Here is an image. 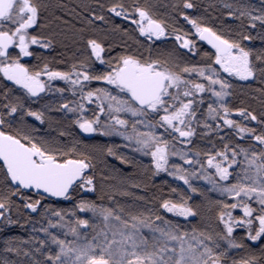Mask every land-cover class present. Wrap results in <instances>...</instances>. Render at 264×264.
<instances>
[{
  "label": "snow or ice",
  "instance_id": "snow-or-ice-1",
  "mask_svg": "<svg viewBox=\"0 0 264 264\" xmlns=\"http://www.w3.org/2000/svg\"><path fill=\"white\" fill-rule=\"evenodd\" d=\"M53 7L66 6H53L43 0H0V75L22 93L13 95V87L0 91V226L24 228L34 224L30 217L21 223L22 208L47 218V226L41 223L39 228L44 239L36 235L27 241L10 237L4 241L5 251L27 258L20 264H264V243L258 251L244 243V239L264 241V112L258 119L254 111L232 107L227 99L233 94V79L258 82L261 87L255 91L264 96V47L246 44L255 39L264 43V31L254 37L243 23L247 19V27L252 29L257 21L264 25V7L257 9L239 0L224 3L226 15L241 21L237 30L229 27L225 31L210 26L203 17L188 15L185 10L196 7L192 0L164 5L191 25L195 36L191 39L190 33L159 18L150 2L141 5L138 0H109L105 5L97 0L95 8L81 3L79 7L87 15L82 17L81 27L72 26L70 35L86 54L67 71L32 49H52L57 35H64L44 34L52 21H40L43 13ZM254 11L259 14L253 15ZM73 14L81 15L74 8L68 11L69 16ZM51 15L52 20L70 24L54 12ZM114 18L130 21L133 32L149 42L147 55L123 45L121 52L108 55L113 50V45L107 44L109 34L129 36V29L111 23ZM101 24L111 27L105 29ZM169 36H174L179 49L201 55V60L188 62L177 51H161L158 47L153 52L152 45ZM197 41L206 42L211 51L198 53ZM22 57H35L40 63L30 67L21 62ZM54 81H63L67 89L56 87ZM93 82L96 87L91 86ZM66 90L73 96L71 101L63 96ZM49 93L59 94V99L42 105L43 111L25 107L24 98L42 99ZM202 94L214 98L203 112ZM51 110L65 117L70 114V123L83 134L120 137L123 147L150 158V164L143 165L146 176L167 173L182 181L187 191L169 188L168 193L153 197L158 205L155 211H126L119 204L109 207L88 199L77 200L71 210L49 205L41 208V199L30 200L24 193L70 199L77 188L92 193L97 190L95 155L78 152L79 141L66 144L59 139L71 133L61 130L58 136L36 135L35 126L25 120V116L41 124L47 120L51 127L57 122L45 115ZM233 114L242 117L243 122L232 119ZM247 121L256 122L259 128L249 127ZM224 127L250 143L233 144L219 136V144L210 141L206 148L192 145L198 128L206 130L199 133L206 137ZM90 147L122 164H134L117 151L121 146ZM172 158L182 163H174ZM100 179L103 187L107 177L101 175ZM194 180L205 181L210 187L205 190L194 185ZM207 192L217 194L216 198L208 197ZM192 194H199L203 203H195ZM112 199L109 195L108 200ZM17 200L23 202L22 206ZM161 210L174 219L158 214ZM237 210L240 215L235 214ZM88 213L91 216L85 218ZM198 217L207 224H191ZM180 218L184 223L179 222ZM50 228L64 230L65 238ZM237 228L245 230L242 238L234 235ZM32 231L37 229L33 227ZM69 234L73 239H67ZM33 241H38L40 247H22ZM234 250L244 255L230 259ZM35 253L41 258L37 259ZM0 264L16 262L3 260Z\"/></svg>",
  "mask_w": 264,
  "mask_h": 264
},
{
  "label": "trees",
  "instance_id": "trees-1",
  "mask_svg": "<svg viewBox=\"0 0 264 264\" xmlns=\"http://www.w3.org/2000/svg\"><path fill=\"white\" fill-rule=\"evenodd\" d=\"M44 3L50 4V5H58L62 4L65 5V8H55L49 10V12L43 13L42 19L40 23L45 24L48 23V21H52L51 24H49L48 28L44 29V34L48 35L49 32H56L60 33L63 32L64 35H57L56 37V44L52 49L47 50H41L38 46H32V49L38 53H40L42 58H47V60L55 67L60 68L61 70H69L70 66L75 63L78 59L82 57V55H85L83 51L82 45H78L73 42L71 38V30L72 26L75 27H81V20L84 15H87V13H84L82 9L79 7L81 3H86L90 5L91 7L95 8L97 5V0H43ZM100 3H104L107 5L109 0H99ZM128 2V0H126ZM138 2L143 5L146 2H150L153 4L154 11L158 14L159 18L165 19L170 25L173 27L182 30L183 32L190 33L191 39H195L194 36V30L191 28V25H189L182 17L179 16L178 12L172 11L170 7L166 8L164 5L171 4L174 2V0H138ZM192 2L196 5L194 9H188L185 10L188 15L193 17H203L204 20L212 27L216 29H223L227 31L229 27H231L234 31L237 30L236 26L241 23V21L236 20L234 17H228L226 15L227 9L223 7L224 3H235L236 0H192ZM240 3L248 4L254 6V8H261L264 7V4H262V0H239ZM75 9L77 13H80V17H76L75 14L72 16L68 15V11L71 9ZM54 12L56 16L62 17L63 20L70 21V24L68 26H65L64 24L52 20L51 13ZM259 14L258 12L254 11L253 15ZM175 19H172V18ZM56 24V27L54 25ZM112 24H120L121 28H127L129 29V36H124L122 33H111L107 36V44L113 45V50L108 53L110 56H114L117 53L121 52L122 45L125 47H129L131 49H136L138 51H143L145 55H147V49L149 47V42L144 40V38L139 37L138 34L133 32L134 26L131 25L130 21H122L120 18H114L111 21ZM246 31L251 34L252 36H256L257 33L264 31V25H262L260 22H256V28H248L247 19H244L243 21ZM97 24H100V22H97ZM54 25V26H53ZM100 27L108 29L111 27V24L109 25H103L101 24ZM136 40H140L141 44H137ZM248 47L252 48H261L264 47V43H262L259 39H255L250 42H246ZM157 47L161 51H168V50H175L177 51V54L181 56V58L188 62H198L201 60V55L188 53L187 50H181L178 47V43L175 41L174 36H169L167 38H162L161 41L156 42L152 45L153 52L157 51ZM197 50L198 53H203L206 51H211V47L208 46L205 42L197 41ZM21 62L28 65L33 66L40 63L35 57H27V58H21ZM95 67L97 69L100 68L99 64H96ZM234 85L233 87V94L228 99V102L230 106L232 107H244L247 108L249 111H254L257 115L258 119L260 118L261 112H264V96H261V94L255 89H258L261 87V85L253 81L251 84L240 82L235 79L231 81ZM59 85V88H63L62 84H56ZM92 87H96V82H93ZM4 87H13V95H22L21 91L18 90L16 86H12L11 82L4 81L2 78V75H0V91L3 90ZM63 96L65 99L71 101L70 94H68L67 90L63 93ZM53 98L59 99V94H45L42 99L32 98L31 100L24 98V104L25 107H31L33 110H41L42 105L49 102V100H52ZM204 98V104L201 106V112H203L206 107L207 103L214 100V98L210 97V94H205L203 96ZM60 102H63L62 100ZM46 116H52L55 118V121L51 127L49 126V122L45 120L43 124H41L39 121H36L33 117L25 116V120L28 124L34 125L37 129L36 135H51V136H58L59 132L62 130L65 133H71V135H65L62 137H59V139L66 144H71L73 140L79 141V147L82 146L84 143H86L91 137H87L83 135L78 128L75 127V125H72L70 123L72 117L69 114L68 117H65L63 113L58 112L56 110L47 111L45 113ZM233 119L240 120L243 122V118L240 117L238 114H233ZM211 123V121H209ZM249 127L253 128H259L256 122L253 121H247ZM206 130L202 128H198L197 132L198 135L193 139L192 145L198 148H206L209 147V142L217 143L219 144V136H225L228 138V141H230L233 144H243L244 146H247L250 141L249 140H240L238 137L235 136L234 132H232L227 127H224L220 130L218 134L209 133L206 137H202L199 135V133H202ZM95 139L99 140L103 145L105 144H111V145H118L121 147L117 148V151L124 153L128 157H130L134 164H122L119 160H117L115 157H112V167L119 171L124 177L125 182L118 188V184L114 183V187H110L112 183H108V181L104 182L103 187L98 186V179L96 180L97 183V190L95 193L92 192H84L81 191L79 188H77L72 194L70 199H64V198H53L48 196H43L41 198L42 194H36L31 192H25L24 195L29 197L30 200L35 199H41V205L40 207L43 208L44 205H49L53 209H64V210H71L77 200L79 199H88L96 201L97 203H103L109 207H115V205L119 204L120 206L124 207L126 211H146L148 209H152L155 211L158 207L156 201L153 199V197L158 196L160 193H168L169 188H177L182 189L184 191H187V186L183 185V183L172 179L166 174H159L158 176H153L149 178L145 175V170L143 165L150 164V158L144 157L139 153H134L132 151L131 147H123L124 141L120 137H101L96 136ZM226 141V142H228ZM79 152V151H78ZM179 163V162H177ZM182 163V162H181ZM111 167V165H109ZM97 168V167H96ZM92 174V173H89ZM97 174V170L95 169V175ZM97 177V175H96ZM194 185L199 186L201 188H204L207 190L209 185L205 181H193ZM136 184H139L140 187H136ZM108 186L110 189H105V187ZM112 196V200H108V196ZM208 197L210 198H216L215 193L213 192H207ZM193 201L195 203H203L202 198L199 196V194H192ZM143 198V199H140ZM175 199V196L172 197ZM17 203L21 204L22 201L17 200ZM160 215H164L166 219L172 220L174 219L171 214H165L162 210L158 213ZM21 218V223H23L25 217H30L32 221H35V223H28L25 225L24 228H21L19 225H12L3 227L0 226V261L8 260L9 262L15 261L16 264H20L22 261H26L27 258L24 257L22 254L17 255L13 252H7L5 251V248L7 247L4 243V241L10 237H21L24 241H27L30 236L36 235L39 236L40 239L45 238V234L42 232H39V228L41 226V223H43L45 226H47V218H41L40 213L36 212L33 213L30 210H21V213L19 214ZM210 215V214H208ZM91 216V213H88L85 218H89ZM16 215H13V219H16ZM69 217H66V219ZM71 219H75V217H70ZM180 223H184L183 219L179 220ZM191 224L199 225L203 227L205 224H207V221H201L198 217L196 220L191 221ZM33 227L37 229L35 233H33L32 229ZM190 230V229H189ZM49 231L54 232L55 234L59 235L61 239H64V230L57 229V228H50ZM89 234H91V229L87 230ZM244 229L238 228L235 230L234 235L239 239L244 236ZM83 231L81 232V235H83ZM67 239H73V237L69 234L67 236ZM244 243L248 245L249 249L257 250L260 247L261 243H264V241L261 242H251L247 239H244ZM23 248H29L34 249L36 247H40L38 241H33L31 244L24 243L22 244ZM53 250H55V246H51ZM47 250V249H45ZM244 255V252L241 250H234L230 253V259L231 258H240ZM35 256L37 259H40V254L35 253Z\"/></svg>",
  "mask_w": 264,
  "mask_h": 264
},
{
  "label": "rangeland",
  "instance_id": "rangeland-1",
  "mask_svg": "<svg viewBox=\"0 0 264 264\" xmlns=\"http://www.w3.org/2000/svg\"><path fill=\"white\" fill-rule=\"evenodd\" d=\"M54 25L56 27L55 23H54ZM22 58L25 59L27 57H22ZM53 83H54V85L57 83L65 84L63 81H54ZM202 95L204 96L205 94H202ZM70 96H71L70 99L72 100L73 96L71 95V93H70ZM231 118L233 119V115ZM96 136H99V134H91V136H89L91 138L86 143H84L82 146H80L78 148V151L83 152L85 154L92 153L93 155H95L94 163H96V167H97L96 168V170H97L96 175H97V179H98V186L100 188H101V179H100L101 175H103L104 177H107V179L103 181V184H104V182L108 181V183H112L109 186L113 188L115 186L114 183H117L118 188H120V186L123 184V182H125V177L121 173H119V171H117L116 169H114L112 167V164L110 162V161H112V157L102 155L100 152H93V149L90 147L92 145H103L99 140L94 138ZM178 146L183 147L182 145H178ZM172 162L181 163L179 158H172ZM109 165H111V167ZM160 174H166L167 175V173H163V172ZM171 178L174 179L173 177H171ZM179 182L183 183L182 181H179ZM105 189H110V188H108V186H106ZM235 214L240 215L238 210L235 212ZM180 219H182V218H180ZM145 234H148L146 230H145Z\"/></svg>",
  "mask_w": 264,
  "mask_h": 264
},
{
  "label": "flooded vegetation",
  "instance_id": "flooded-vegetation-1",
  "mask_svg": "<svg viewBox=\"0 0 264 264\" xmlns=\"http://www.w3.org/2000/svg\"><path fill=\"white\" fill-rule=\"evenodd\" d=\"M57 84H62L63 85V88H65V89H67V85L66 84H63V83H57ZM55 86L56 87H58L59 85H56L55 84ZM68 92V91H67ZM51 94V93H50ZM68 94H70L69 92H68ZM83 134V133H82ZM83 135H85V134H83ZM86 136V135H85ZM88 137V136H87Z\"/></svg>",
  "mask_w": 264,
  "mask_h": 264
},
{
  "label": "water",
  "instance_id": "water-1",
  "mask_svg": "<svg viewBox=\"0 0 264 264\" xmlns=\"http://www.w3.org/2000/svg\"><path fill=\"white\" fill-rule=\"evenodd\" d=\"M205 43H206V42H205ZM206 44H207V43H206ZM208 46H210V45H208ZM85 135L88 136V137L91 136V134H85ZM53 198H55V197H53Z\"/></svg>",
  "mask_w": 264,
  "mask_h": 264
}]
</instances>
